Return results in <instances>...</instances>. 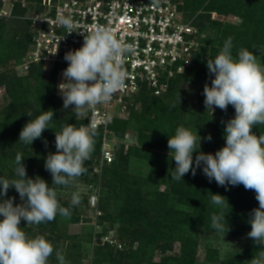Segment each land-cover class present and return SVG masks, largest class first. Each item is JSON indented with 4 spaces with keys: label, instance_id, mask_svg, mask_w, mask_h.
I'll use <instances>...</instances> for the list:
<instances>
[{
    "label": "rangeland",
    "instance_id": "rangeland-1",
    "mask_svg": "<svg viewBox=\"0 0 264 264\" xmlns=\"http://www.w3.org/2000/svg\"><path fill=\"white\" fill-rule=\"evenodd\" d=\"M38 1L0 0V20L7 23L13 20L18 21L23 26L28 22L29 16L34 13ZM176 1L180 3L183 13L195 23L201 11L198 13L194 11L195 14L189 8L190 6L186 11L183 8L185 2ZM209 1L194 0L197 6L207 5ZM235 1L238 2L236 8L242 9L240 13L225 15L212 12L209 16L214 21L242 27L237 53L240 49L247 48L264 62V0ZM23 32L21 31L19 36L23 37ZM22 59L26 61L25 56ZM197 60L198 56L195 57L191 68L196 66ZM12 62L8 65H0V176L10 180L16 178L15 156L19 152L24 158L27 177L44 179L50 187L56 189L61 206L72 212L70 217L60 216L58 219L40 225H26V221L22 220L20 226L30 236H45L53 244L54 249L64 255L66 264H102V262L106 264H146V262L151 264H249L260 247L247 236V233L251 231V225L248 222L250 213L252 209L259 207L255 192L245 190L240 185L235 187L228 185L227 188L218 186L214 180L209 182L207 177H203L206 181L202 186L200 178L194 179L191 172L179 181L171 179L170 172L175 169V161L172 159V154H169L170 150L167 146L169 135H174L176 128L183 126L194 133L198 132L202 138L207 137L213 128L207 125L208 120L216 121L220 118L219 114L221 115L222 110L219 108H216L213 114L205 109L201 86L193 81L184 84L183 91L175 102L177 109L170 113L172 115L170 121L164 118L162 112L161 115H151V118L148 116L147 120L145 117L141 118L140 124L144 122L149 128L147 134L152 133L151 137L146 139V143L150 146V154L140 155L135 160L133 157L128 159L125 156L129 153L131 146H139V134L135 132V126L130 128L124 138L112 131L111 141H107L106 150L112 153L113 160L115 157L121 158L118 152H123L125 158L119 160L118 168L111 172L112 162L105 159L102 146L100 156L93 154L91 159L85 161L86 173L74 184L63 187L52 185L51 173L45 170L44 164L49 152L56 151L55 132H60L64 125L50 122V128L43 132L42 138L36 139L31 145L25 146L19 141V133L23 127L22 125L16 127L14 124L12 116L18 113L12 108L13 99L8 93L7 86L12 80L5 79L3 75L15 73L14 75L18 77H25L28 72H24L20 66L17 67ZM43 69L44 75L50 78L53 67L48 64L43 66ZM190 71L186 75L188 78H190ZM25 87L26 89L18 91L17 95L31 89L30 85ZM163 102L169 103L165 99ZM142 103L137 99L131 100L127 109L118 113V120L130 119L129 106L136 104L137 109L142 106ZM16 104L22 109V114L29 112L30 108L28 109L27 106L31 105L27 104V100L20 99ZM57 105L58 111L53 118L61 119L63 115L67 118L72 114L76 119L75 126L82 125L85 116L76 115L72 110L73 106L67 110L63 109V100H59ZM196 113L202 120H198L199 116ZM182 116L187 117L186 122L177 120V117ZM204 116L206 118L208 116L209 119L204 121ZM44 140L48 142L47 147ZM207 142L206 139L201 140L200 151L214 154L222 148V146H216L217 150L214 152L213 148H207ZM122 144L125 147L121 150ZM197 153L199 154V152L193 154L194 159ZM162 158L168 159L165 160L167 164L164 160L162 161ZM110 186H112L113 193L110 196L115 204L114 209L107 204L106 198L102 199L103 190L109 189ZM239 188L244 191L240 193ZM75 191L80 192L81 203L73 206L71 195ZM212 194L224 196L225 201H228L227 207L221 209L214 205L211 202ZM160 195L163 197L160 198ZM13 197L14 205L22 203L14 187L10 188L7 196L2 199ZM94 198L96 206L91 204ZM134 199L138 202V209L140 206L141 209L134 208L135 205L131 203ZM235 200L236 203H234ZM230 206H234V209ZM221 211L226 214L225 225L228 224L230 229L224 237V234L211 228V216ZM106 212H112L115 220L105 219ZM129 213L136 217L131 219L135 224L136 235L133 238H124L121 231H126L124 228L129 225L126 222L130 220ZM159 219L161 228L152 223L158 222ZM55 224L58 228L54 227ZM49 264H59L55 252Z\"/></svg>",
    "mask_w": 264,
    "mask_h": 264
},
{
    "label": "clouds",
    "instance_id": "clouds-1",
    "mask_svg": "<svg viewBox=\"0 0 264 264\" xmlns=\"http://www.w3.org/2000/svg\"><path fill=\"white\" fill-rule=\"evenodd\" d=\"M158 0H153L157 3ZM56 23L73 33L75 23L70 16L59 14ZM83 45L65 53L68 66L62 72L63 82L58 92L63 99V109L70 106L78 116L94 112L97 106L108 103L112 97L125 88L127 71L126 58L135 52L133 44L118 39L114 30L96 24L87 31H81ZM233 43L229 37L214 60H207L211 84L203 88L204 105L212 114L216 108L227 112L229 105L235 110L234 118L224 128L225 145L213 153L200 151L201 140H212L211 134L202 138L183 126L177 127L169 136L167 146L175 161L171 179L179 181L203 165V174L209 182L227 188L243 185L245 190L255 192L259 207L252 209L249 224L251 238L259 250L249 264H264V133L257 135L253 128L264 126V62L247 48L234 56ZM184 71V69H183ZM32 117L31 113H28ZM54 112L42 111L30 119L19 133V141L25 146L41 139L49 129ZM221 123H225L223 120ZM98 127L93 119L88 124L76 127L68 124L55 132V153L49 152L45 159V170L51 173L52 185L68 187L86 173L85 161L91 159L95 150ZM47 141L44 140L45 147ZM199 152L193 158V154ZM23 156H15V179L0 176V264H49L55 252L59 264H66L64 255L54 249L43 235L30 236L23 227L48 223L57 217H70L68 208L61 206L55 188L40 178H28ZM14 187L21 204L14 205V197L2 199ZM211 202L221 209L228 201L220 194H212ZM81 203V194L71 195L73 206ZM226 214L221 211L211 216V228L225 234L230 230L225 225Z\"/></svg>",
    "mask_w": 264,
    "mask_h": 264
},
{
    "label": "built area",
    "instance_id": "built-area-1",
    "mask_svg": "<svg viewBox=\"0 0 264 264\" xmlns=\"http://www.w3.org/2000/svg\"><path fill=\"white\" fill-rule=\"evenodd\" d=\"M34 9L28 19L31 44L20 67L24 72H29L34 63L58 67L57 86L63 82L62 72L68 66L65 53L83 45L79 32L96 24L105 25L118 39L134 45L135 52L127 56L124 65L125 88L85 116L88 123L94 119L98 129L106 133L115 112L127 109L129 100L142 91H151L154 96L164 94L170 82L193 64L201 46L199 30L176 0H39ZM59 14L73 19V33L68 34L56 23ZM104 144L105 159L112 161L106 139ZM91 204L97 205L95 198Z\"/></svg>",
    "mask_w": 264,
    "mask_h": 264
},
{
    "label": "trees",
    "instance_id": "trees-1",
    "mask_svg": "<svg viewBox=\"0 0 264 264\" xmlns=\"http://www.w3.org/2000/svg\"><path fill=\"white\" fill-rule=\"evenodd\" d=\"M183 1L185 2V6L183 8L186 11H188L187 9L189 6H190L189 8H191L193 10V13L195 14L196 12L194 11H197V13L201 11V13L196 19V22L194 23L196 28L199 30V36H200V42H201V46L197 52L198 60H197L196 66L191 68L193 66L191 65L189 68L186 69V71L183 74L177 75L176 78H174L170 82L168 90L161 96H154L152 95V92L148 90L142 91V93L138 97L134 98V99H137L143 102L142 106H140L141 108L139 107L136 109L135 107L136 104L129 106V109L131 110L130 119L118 120L119 119L118 113L115 112L113 120L108 126L109 131L106 133L103 128L98 129V135L95 138L96 140L95 150L92 153V155L93 154H97L98 156L101 155V151L103 149L102 146L104 144L103 142L105 141V139L107 141H111L110 133H112V131L114 133H117L119 137L124 138V136L129 133L130 128L134 126L136 127L135 132L137 131V133L139 134L138 136L139 146H131L129 153H127L125 156H127L128 159L129 158L131 159L133 157V159L135 160L140 155L150 154V150H149L150 146L146 143V139L151 137L152 133L147 134L149 128L146 127V124H144V122H141L140 124L141 118L145 117L147 120L149 119V117L150 118L152 117L151 115H161L160 113L162 112L164 118L170 121V119L172 118V115L170 113H173L177 109L176 107L177 104L175 102L178 100L179 95L182 93L184 84L186 82L193 81L197 83L199 86H201L202 90L204 88L205 83H208L210 85L211 79L214 78V74L210 76L209 71L206 66L207 60H214V58L219 54V52L223 48L224 42L229 37L232 38V43H233L232 53L234 56L236 55L237 49H238V43L239 41H241L240 30L242 27L238 28L232 24L214 21L210 18L209 13L217 12V13H221L225 15H229L231 13H234V14L240 13L242 9L236 8V6H238V2L235 0H210L207 5L203 4L201 6H197L194 0H183ZM189 15L190 17H193L192 14H189ZM185 16L187 17L186 14ZM21 31H24L23 37L19 36ZM30 41H31V22L29 20L23 26H22V23L18 21L13 20L12 22L10 21L7 23L5 21L2 22V20H0V53H1L0 54V65H3V64L8 65L12 61H14L12 63L14 65H17V67L22 65L25 62V60H23L22 58L24 56L27 58V53H28V50L31 44ZM43 66L44 65L42 63L31 64L28 75L25 77H18L17 75H14L15 73L12 75L8 73L3 75L5 79L9 78L12 80V81H9V84L7 86H8V93L13 99L12 108L15 109L18 113V115H13V116L11 115L16 127L18 125H22L23 127L30 119L35 118L42 111L52 110L54 114H57V111H58L57 104L59 100H63L61 95H58L57 93V79H58L59 69L58 67H55L52 71V76H50V78H47L44 75ZM189 71H190V78L186 76ZM25 85H30L31 89H29L28 92H25L21 95H17L18 91H24L26 89ZM162 98H164L165 100H168L169 103L165 104L163 102L164 99ZM20 99L27 100V104L31 105V106H27L28 109L30 108L29 112L26 111L24 114H22L23 112L22 109L16 104L18 100ZM131 100H129V102ZM33 102L35 103L32 104ZM166 110L168 111L164 113V111ZM28 113H31L32 117L27 115ZM221 115L219 114L220 118H218L216 121H213V122L211 119L208 120L209 119L208 116L207 118L206 116L203 117L205 119L204 121L208 120L209 123H207V125H210V127L211 126L213 127L211 131L212 140L207 142V148L209 149L213 148L214 152L217 150L215 148L216 146L223 147L225 145L224 128L226 126V122L229 119L234 118L235 110L232 106L228 107L227 112L221 111ZM62 117L63 118L61 119L53 118L51 122L56 123L57 125L63 124L64 126L68 124H74V125L76 124V119L74 118V115L71 114L67 118L65 115H63ZM199 119H201V116H199L198 120ZM177 120L181 122H186L187 117L186 116L177 117ZM222 120L225 123H221ZM88 121H89L88 119L84 118V121H82V124L86 125L88 124ZM174 121L176 120L174 119ZM139 124L140 126L137 128V125ZM203 129H205L204 125H203ZM253 132H255L256 134L264 133V126L254 127ZM169 136H172V135H169ZM97 141H98V145H97ZM124 147L125 145L122 144L120 147L121 150L124 149ZM118 153H119V157L125 158L123 152H118ZM121 158L117 159L115 157L114 160L112 159L111 161L112 164L110 167L111 172H113V170L115 171L116 168H118V162ZM163 160H164V163L167 164L166 161L168 159L162 158V161ZM202 168H203V165H201L200 168H197L196 175L195 176L192 175V176L194 179L200 178L199 180L201 181V185L203 186V184L206 181L203 177H206V176L203 174ZM240 186L243 187V185H240ZM111 187L112 186H110L109 189L107 188L103 190L102 199L106 198L107 204H109L111 208L113 207L114 209L115 204L112 202V199L110 196L113 193ZM243 191L244 189L239 188L240 193H242ZM159 197L162 198L163 196L160 195ZM134 198L136 199V197ZM135 199L132 200L131 203L132 205H135L134 207L135 209H138V204H137L138 202ZM236 202L237 201L235 200L234 203ZM232 207L234 209V206ZM236 207L240 208L238 206ZM103 209H105V207ZM139 209H141V206L139 207ZM129 215L130 217H128V219L130 220L126 221L129 225L127 227L125 226L124 229L126 231H121L122 237L124 238H128V237L133 238V236L135 237L136 235V232L134 231L135 224L131 220L136 217L135 215L132 216L133 214H130V213ZM59 217L60 215H57L55 219H58ZM105 219H111L112 221L115 220L112 212H106ZM74 221H78V219L77 220L74 219ZM160 221L161 220L159 219L158 222L156 223L152 222V223L155 226L161 228V226H159ZM54 227L58 228L57 224H55ZM102 264H106V263L102 262ZM146 264H151V262H146Z\"/></svg>",
    "mask_w": 264,
    "mask_h": 264
}]
</instances>
